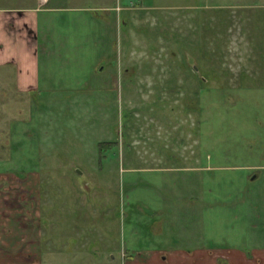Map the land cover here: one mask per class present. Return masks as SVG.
Here are the masks:
<instances>
[{
    "label": "rangeland",
    "instance_id": "rangeland-1",
    "mask_svg": "<svg viewBox=\"0 0 264 264\" xmlns=\"http://www.w3.org/2000/svg\"><path fill=\"white\" fill-rule=\"evenodd\" d=\"M6 7L36 11L46 38L32 87L0 70V174L21 175L0 188L20 196L19 180L35 174L42 242L50 228L60 249L97 264H128L148 247H239L254 259L264 248V0ZM74 260L57 262L89 261Z\"/></svg>",
    "mask_w": 264,
    "mask_h": 264
},
{
    "label": "crops",
    "instance_id": "crops-1",
    "mask_svg": "<svg viewBox=\"0 0 264 264\" xmlns=\"http://www.w3.org/2000/svg\"><path fill=\"white\" fill-rule=\"evenodd\" d=\"M45 39V36L42 40L40 38V21L38 22L36 11L18 7L0 8V70H16V82L20 89L33 86L31 70L35 71L34 76L38 78L40 44ZM45 47L44 45L42 49L47 50ZM26 80L28 83H25ZM12 174L1 173L0 183L2 184V177L3 185L7 188L15 186L14 177L20 178L21 175ZM17 186L23 191L20 196L10 195L14 191H3L0 188V264H58L57 261L64 262L67 259L73 262L76 257H85L89 259L86 261L88 264H97L99 258L96 255L73 251L74 247L67 244L60 249L61 246L52 238L50 228L49 242L44 244L39 222V204L35 200V174L20 179ZM242 250L239 247H213L189 253L190 251L183 252L182 249L171 251L167 248L148 247L142 257L135 258L128 264H264V248L252 249L254 259H249ZM256 259L258 263L255 262Z\"/></svg>",
    "mask_w": 264,
    "mask_h": 264
},
{
    "label": "built area",
    "instance_id": "built-area-1",
    "mask_svg": "<svg viewBox=\"0 0 264 264\" xmlns=\"http://www.w3.org/2000/svg\"><path fill=\"white\" fill-rule=\"evenodd\" d=\"M40 1L43 2V3L47 2V0H40Z\"/></svg>",
    "mask_w": 264,
    "mask_h": 264
}]
</instances>
